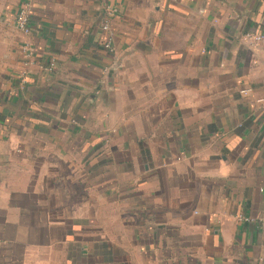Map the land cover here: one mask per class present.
Returning a JSON list of instances; mask_svg holds the SVG:
<instances>
[{
  "label": "crops",
  "instance_id": "obj_1",
  "mask_svg": "<svg viewBox=\"0 0 264 264\" xmlns=\"http://www.w3.org/2000/svg\"><path fill=\"white\" fill-rule=\"evenodd\" d=\"M23 1L0 0V264H264V0H29L28 35Z\"/></svg>",
  "mask_w": 264,
  "mask_h": 264
},
{
  "label": "built area",
  "instance_id": "obj_2",
  "mask_svg": "<svg viewBox=\"0 0 264 264\" xmlns=\"http://www.w3.org/2000/svg\"><path fill=\"white\" fill-rule=\"evenodd\" d=\"M30 12L31 5L29 0L23 1L17 8L16 16H15V28L24 35H28L31 32V28L29 26L30 20ZM103 31L108 30L107 24L102 26ZM242 41L249 45H264V36L258 34L246 33L242 36ZM105 47L109 49V44H106ZM21 52L29 57L31 55L32 49L29 46L24 45L21 47ZM53 64H50L52 66ZM248 91H243V94H247ZM257 104L260 106L262 110H264V98H259L256 100Z\"/></svg>",
  "mask_w": 264,
  "mask_h": 264
}]
</instances>
